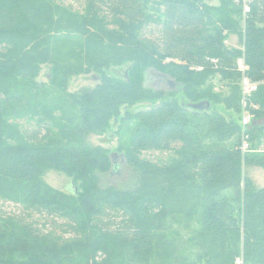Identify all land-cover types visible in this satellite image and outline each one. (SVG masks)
I'll use <instances>...</instances> for the list:
<instances>
[{
  "label": "trees",
  "instance_id": "16d2710c",
  "mask_svg": "<svg viewBox=\"0 0 264 264\" xmlns=\"http://www.w3.org/2000/svg\"><path fill=\"white\" fill-rule=\"evenodd\" d=\"M37 1L0 0L4 53L11 48L3 38L41 34L46 11L57 8L78 11L97 38L113 31L111 41L131 52L126 78L99 77L80 101L84 133L96 121L114 120L119 129L132 122L119 150L135 184L99 186L98 174L114 169L102 148L51 145L60 134L56 101L48 115L40 99L4 91L3 83L10 74L32 81L40 64L58 62L41 51L13 62L9 52L13 63H0V264H264V187L243 174L246 164L264 170V0H219L218 7L160 0L155 8L147 0ZM150 70L181 91L145 87ZM243 78L256 85L244 98ZM213 80L226 91H215ZM31 100L37 104L27 106ZM202 102L208 109L194 108ZM137 104L144 107L133 111ZM13 106L21 113L18 140L9 143ZM242 113L252 118L245 151ZM47 169L71 179L69 193L44 183Z\"/></svg>",
  "mask_w": 264,
  "mask_h": 264
},
{
  "label": "rangeland",
  "instance_id": "374dc122",
  "mask_svg": "<svg viewBox=\"0 0 264 264\" xmlns=\"http://www.w3.org/2000/svg\"><path fill=\"white\" fill-rule=\"evenodd\" d=\"M36 6L40 2L32 0ZM68 2V0H64ZM150 8H155L160 0H147ZM206 4L218 7L219 0H205ZM52 10V9H49ZM153 11V9H150ZM51 13V11H49ZM48 16L43 23V32L35 33L32 37L20 38L19 41L10 40L9 37L3 38L2 41H9L7 47L11 48L6 53L4 48L0 49V63L6 67L17 59L33 61L37 52L48 53L44 60L58 62L55 64L44 62L39 66V72L35 78L23 80L14 77L13 74L8 75V79L4 84L5 90L15 92L29 98H38L44 104L48 115H51L50 103L55 102L59 105L57 112L52 115L57 128L60 131L59 136L54 139L51 145L69 146L74 144H84L86 147L93 149L96 147L104 149L108 155L114 153L116 157L112 158L114 169L107 173L98 174V184L101 188L114 187L116 189H128L135 184V176L131 170L127 168L122 160L119 147H122L128 135L125 127L132 126V122L124 124L119 129V122L115 124L114 120L99 123L95 122L93 130L84 133L82 131V111H81V95L93 93L98 86L100 78L103 76L127 77L126 66L128 55L131 52L125 49L122 44L113 43L111 35L108 33L103 39L97 38L96 34L82 22V16L78 11H68L57 8L52 16L46 11ZM50 17V18H49ZM42 31V30H41ZM229 47H237V38L230 36L227 41ZM5 46V45H4ZM8 49V48H7ZM14 57L13 62L9 59L5 60L7 54ZM59 53L58 55L56 53ZM100 77V78H99ZM212 85L217 92H225L226 89L222 83L213 80ZM6 84V85H5ZM144 86L151 89H160L168 91L173 89L181 91L180 86L163 78L161 74L150 70L145 74ZM65 99V100H62ZM34 100L28 101V104H34ZM104 107L106 105L104 104ZM144 105L137 104L136 108H143ZM108 107L105 108L107 110ZM124 108L121 107V110ZM213 109L223 114H231L226 112L222 105H215ZM21 108L13 106L8 112L5 120V140L16 142L17 130L15 128V118L20 115ZM235 117V116H233ZM252 121V118H250ZM240 122L243 120V113L237 117ZM251 121L247 128L250 127ZM264 121V120H263ZM258 121V123L263 122ZM243 174L248 177L254 188L264 187V170L252 165H244ZM44 183L53 190L63 193H69L72 188L71 179L63 173L54 169H47L43 174ZM9 211H13L11 206L7 207Z\"/></svg>",
  "mask_w": 264,
  "mask_h": 264
},
{
  "label": "built area",
  "instance_id": "2783aa9c",
  "mask_svg": "<svg viewBox=\"0 0 264 264\" xmlns=\"http://www.w3.org/2000/svg\"><path fill=\"white\" fill-rule=\"evenodd\" d=\"M244 12L245 13L248 12L247 6L244 7ZM237 66H238L240 71H244V65H243V61L241 58L237 60ZM241 90H242V96L244 98V97L249 96L251 93L256 91V85L248 82L246 79L243 78L242 82H241ZM250 121H251L250 115L247 113H243V120L241 121V127H242V131H243V143H242V150L243 151H245L247 149V145H246L247 136L245 135V130L248 129L247 126H248ZM238 264H239V262H238Z\"/></svg>",
  "mask_w": 264,
  "mask_h": 264
},
{
  "label": "water",
  "instance_id": "95a60500",
  "mask_svg": "<svg viewBox=\"0 0 264 264\" xmlns=\"http://www.w3.org/2000/svg\"><path fill=\"white\" fill-rule=\"evenodd\" d=\"M171 89H173V87L171 86ZM209 107V103L208 102H202L199 103L197 105L194 106L195 109H208ZM116 157V154L112 153L110 154V159Z\"/></svg>",
  "mask_w": 264,
  "mask_h": 264
},
{
  "label": "bare ground",
  "instance_id": "6f19581e",
  "mask_svg": "<svg viewBox=\"0 0 264 264\" xmlns=\"http://www.w3.org/2000/svg\"><path fill=\"white\" fill-rule=\"evenodd\" d=\"M247 6V5H246ZM163 76V78H167L166 76H164V75H162Z\"/></svg>",
  "mask_w": 264,
  "mask_h": 264
}]
</instances>
